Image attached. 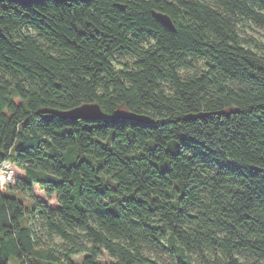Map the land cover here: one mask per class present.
<instances>
[{
  "label": "trees",
  "instance_id": "obj_1",
  "mask_svg": "<svg viewBox=\"0 0 264 264\" xmlns=\"http://www.w3.org/2000/svg\"><path fill=\"white\" fill-rule=\"evenodd\" d=\"M246 19L264 26V0L1 1L0 166L58 204L0 188V264H157L142 244L162 238L178 264L209 247L264 257V51ZM189 58L208 69L183 77ZM93 102L104 119L63 115Z\"/></svg>",
  "mask_w": 264,
  "mask_h": 264
},
{
  "label": "rangeland",
  "instance_id": "obj_2",
  "mask_svg": "<svg viewBox=\"0 0 264 264\" xmlns=\"http://www.w3.org/2000/svg\"><path fill=\"white\" fill-rule=\"evenodd\" d=\"M31 33L35 34L33 30H29ZM240 35L247 41V44L251 47L264 51V26L256 24L251 19H246L239 24ZM136 57L133 54H121L116 52L114 54V59L112 63L116 69H124L125 67H130L133 65ZM191 59V58H189ZM192 67L183 68L180 70L183 77L192 75L194 73H202L206 71L209 67V62L203 59H191ZM164 88L170 91V88L165 84ZM199 172L204 174H209L215 171V167L204 168L200 167ZM2 180L0 182V188H7L18 192V194L25 198L35 199L37 201H42L49 207L57 206V198L55 194L49 195L45 189L41 188L39 185L34 184L32 191L23 190V185L25 183V175L23 171L17 166H13V175L10 177L7 175L6 171H2ZM6 182H10L7 187H5ZM5 183V184H4ZM197 211V208H194ZM33 228L36 230L40 238L45 244L54 246L57 249H62L65 244L60 237L55 234L49 235L46 230V226L40 219L39 215L33 216L30 221ZM77 235L80 243H84L88 246L91 245L90 240L84 237V231L77 229ZM161 241L164 245H161L155 241H147L142 244L143 253L146 257L155 261L157 264H178L179 259L171 254L165 246L167 241L162 238ZM81 254H75V258L79 259ZM235 256L238 258L239 264H264V257L256 256L248 252L236 253ZM193 264H228L227 255L219 248L209 247L204 249V251L199 252L198 250H193L191 254ZM99 259L101 261H108L110 258L106 254H102Z\"/></svg>",
  "mask_w": 264,
  "mask_h": 264
},
{
  "label": "water",
  "instance_id": "obj_3",
  "mask_svg": "<svg viewBox=\"0 0 264 264\" xmlns=\"http://www.w3.org/2000/svg\"><path fill=\"white\" fill-rule=\"evenodd\" d=\"M1 1H13L19 3H32V2H43L46 0H0ZM55 2H67V1H74V0H52ZM79 1H89V0H79ZM156 18L159 22L165 25L168 28L173 27V23L170 17L167 14L162 12H158L156 14ZM1 31V28H0ZM63 115L70 117V118H79L83 117L85 119H92V120H102L106 117V114L102 110L101 106L97 102L93 103H83L79 106L73 107L69 110L63 112Z\"/></svg>",
  "mask_w": 264,
  "mask_h": 264
},
{
  "label": "built area",
  "instance_id": "obj_4",
  "mask_svg": "<svg viewBox=\"0 0 264 264\" xmlns=\"http://www.w3.org/2000/svg\"><path fill=\"white\" fill-rule=\"evenodd\" d=\"M2 171H6L7 175L10 177L11 175H13V169H12V165L10 162L8 161H4L1 166H0V182L3 181L2 180ZM8 183V182H6ZM5 184V183H4Z\"/></svg>",
  "mask_w": 264,
  "mask_h": 264
}]
</instances>
